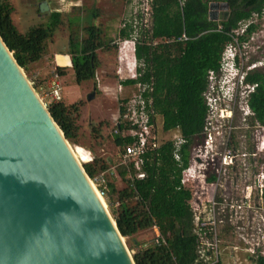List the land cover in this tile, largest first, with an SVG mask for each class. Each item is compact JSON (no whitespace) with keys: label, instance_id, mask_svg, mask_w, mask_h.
Returning a JSON list of instances; mask_svg holds the SVG:
<instances>
[{"label":"trees","instance_id":"16d2710c","mask_svg":"<svg viewBox=\"0 0 264 264\" xmlns=\"http://www.w3.org/2000/svg\"><path fill=\"white\" fill-rule=\"evenodd\" d=\"M225 1L229 4L227 18L212 20L208 16L207 0H152L150 39L135 45L137 70L141 75L122 81L123 84L151 82L149 94L153 108L162 116V130L177 129L185 139L179 150L181 162L173 157V141L161 139L158 147L147 155L143 166L145 177L138 179L127 164L120 163L124 141L119 134L113 135L120 152L119 163L113 166L115 177L124 186L116 188L110 181L114 176L107 175L104 185L98 188L117 229L134 250L135 264H194L195 238L187 204L190 188L180 183L181 169L188 164L194 141L204 133L208 72L219 69L221 55L228 44L234 39L244 41L256 30L257 24L251 22L240 34L234 32L252 14L260 15L264 8V0ZM13 11L11 0H0V36L19 66L27 70L44 54L46 41L61 23V13L52 10L46 23L31 25L23 33L13 23ZM72 24L70 21L67 51L75 81L81 83L95 76L96 51L105 48L107 43L97 25L89 23L81 28L79 23ZM182 34L187 38L179 39ZM128 36V28H120L118 37ZM168 38L172 40L165 41ZM152 39L157 41L152 43ZM55 70L59 75L64 74L61 66ZM245 80L253 86L246 97L251 122L264 125V68L250 71ZM47 109L65 138L71 144L76 143L78 104H66L59 99L48 102ZM92 131L98 135L97 129ZM82 166L90 179L111 167L109 160L97 157ZM153 225L158 227L166 244L138 245L133 236L152 229ZM255 264H264V259L259 256Z\"/></svg>","mask_w":264,"mask_h":264},{"label":"water","instance_id":"95a60500","mask_svg":"<svg viewBox=\"0 0 264 264\" xmlns=\"http://www.w3.org/2000/svg\"><path fill=\"white\" fill-rule=\"evenodd\" d=\"M228 14V2L209 3V19ZM0 264H135L102 195L1 36Z\"/></svg>","mask_w":264,"mask_h":264},{"label":"rangeland","instance_id":"374dc122","mask_svg":"<svg viewBox=\"0 0 264 264\" xmlns=\"http://www.w3.org/2000/svg\"><path fill=\"white\" fill-rule=\"evenodd\" d=\"M214 1L225 0H207L208 4ZM11 3L14 7L11 15L13 23L19 32L23 33L31 25L46 23L52 10H58L61 13V23L46 41L44 54L27 70H22L29 81L35 82L33 84L35 90L47 106L52 98L42 94L38 84L49 79L56 66L64 68V74L59 77L60 98L66 104H78L77 123L79 129L76 143L71 144L68 141L73 152L81 164L89 161V157L91 159L97 157L109 160L110 166L115 167L119 163L120 152L113 141V130L118 118V103L122 96L116 90L120 77L116 74L119 64L115 41L120 38L118 32L122 20L128 16V3L126 0H11ZM95 12L96 15H93ZM215 16L219 17L218 14ZM250 19L257 24L256 30L244 41L234 39L225 47V51L236 50L240 56V66L248 65L252 70H259L264 68V14L261 13L258 16L252 14ZM70 21L73 22L72 26L79 23L78 26L81 28L89 23L97 25L101 29L104 42L107 43L105 48L96 51L98 66L95 76L81 83L75 81L71 65L68 62L67 44ZM243 27L244 23L234 32L240 34ZM81 33L85 35L82 29ZM92 92L93 96L88 98ZM247 93L241 92L242 98L239 97L234 103L220 102V99L217 100L215 95L213 97L216 98V102H213V99H205L210 104L207 110V128L202 138L196 139L190 149L191 153H195L199 147L198 144L202 145L204 139L210 136L214 141L211 153L219 159H222L224 153L229 150L237 151L238 156L233 165L234 171L228 169V180L230 182L235 180L238 189L242 188L245 183H252L257 171H264V125L251 122L250 111L245 105ZM126 94L127 91L124 95ZM210 94L213 95L212 92H207L205 98ZM214 94L218 93L214 92ZM93 129L98 130L97 136H95L96 132L92 131ZM175 134H179L177 129L164 131L161 127L159 128L160 140L171 139ZM260 141L262 146L258 150L257 144ZM251 151L256 152L255 156H252ZM243 153H246V156H243ZM95 188L99 190L96 184ZM103 199L108 209L105 198L103 197ZM256 204L258 201L253 195L251 205ZM153 234L150 229L137 233L133 237L137 240L138 245L141 243L140 246H142L153 237ZM123 240L132 256L134 250L128 247L129 243L125 237ZM247 245L235 233H229L228 230L223 231L219 245L221 263L254 264L249 254L242 250Z\"/></svg>","mask_w":264,"mask_h":264},{"label":"built area","instance_id":"2783aa9c","mask_svg":"<svg viewBox=\"0 0 264 264\" xmlns=\"http://www.w3.org/2000/svg\"><path fill=\"white\" fill-rule=\"evenodd\" d=\"M128 4V16L122 20L120 28H128L129 36L118 38L115 41L119 64L116 74L120 77L117 90L122 96L118 103V125H115L113 132L119 134L124 141L120 163L127 164L134 171L135 177L142 179L145 177L143 166L145 160L148 159L147 155L154 151L160 142L159 128H162V116L152 106V98L149 94L151 82L122 83L127 79H137L141 75L137 70L135 45L149 41L152 21V0H129ZM258 15L255 13V16ZM251 22L255 21L249 19L246 23L244 22V27ZM181 38L186 39L187 37L182 34L179 39ZM170 40L172 38L165 39V41ZM151 41L155 43L157 40L152 39ZM234 52H236L234 49H229L228 52L224 50L221 62L225 54L232 55ZM214 74L213 70L208 72V85L204 92V97L207 92H212L213 95H207L205 99H213V102H216L217 98L220 102L234 103L239 97L242 98L243 93L240 94L241 92L247 93L253 88L249 85L242 91L238 92L234 89L230 93H228L230 89L226 88L225 93L229 94V100H224L222 99L224 93L220 96L214 94L217 91ZM30 83L35 88L33 85L35 82L31 80ZM38 86L42 94L52 98L50 101L61 99L59 73L55 69L51 77L39 83ZM126 91L127 94L124 95ZM214 95L216 98L213 97ZM206 104L210 105L207 101ZM245 105L249 109L246 100ZM206 126L207 120L204 133ZM171 140L174 144L173 157L181 162L179 150L185 139L179 133L175 134ZM213 143L214 141L208 136L202 145L198 144L199 147L195 153H191L190 150L188 164L181 169L180 174L181 185H188L190 188L187 204L192 215V233L195 238L194 264H218L221 261L219 246L221 233L227 230L229 233L240 236L248 244L245 250L255 264L259 256L264 259V171H257L252 183H245L242 188L238 189L235 180L233 182L228 180V169L234 171L233 165L238 156L237 151L229 150L224 153L222 159H219L211 153ZM257 145L260 150L262 142H258ZM251 154L255 156L256 152L251 151ZM242 155L246 156V153ZM88 160L91 158L89 157ZM107 175L115 176L113 167L99 173L91 179V182L97 187L104 185ZM97 191L102 195L101 189ZM253 195L258 201V204L254 206L251 205ZM152 231L153 237L147 244H166V240L156 225L152 226Z\"/></svg>","mask_w":264,"mask_h":264},{"label":"clouds","instance_id":"9594fccd","mask_svg":"<svg viewBox=\"0 0 264 264\" xmlns=\"http://www.w3.org/2000/svg\"><path fill=\"white\" fill-rule=\"evenodd\" d=\"M223 57V53L221 58ZM224 60L221 62L220 66L214 74V81L217 89V93L219 95L223 94L222 99L229 100V94L225 93V89H230L228 93L236 89L238 92L248 88L250 83H248L245 79L247 76V71L251 68L248 65H239V54L238 52H234L232 55L224 56ZM242 85V87H241ZM245 86V87H244ZM217 94V95H218Z\"/></svg>","mask_w":264,"mask_h":264},{"label":"crops","instance_id":"0c3cea01","mask_svg":"<svg viewBox=\"0 0 264 264\" xmlns=\"http://www.w3.org/2000/svg\"><path fill=\"white\" fill-rule=\"evenodd\" d=\"M126 2L127 3H129V0H126ZM128 6H129V4H128ZM128 9H129V7H128ZM120 30V29H119ZM68 62L70 63V65H71V62H70V56H69V54H68ZM53 71V70H52ZM250 71H252V69H250L249 71H247V74L250 72ZM52 74V73H51ZM59 77H61V75H59ZM117 90V89H116ZM118 92V91H117ZM121 93V92H120ZM119 93V94H120ZM118 119H119V115H118V118H117V120H116V123H115V125L117 124L118 125ZM111 167H113V166H111ZM110 167V168H111ZM114 168V167H113ZM110 181H112V184L116 187V188H121V187H123L124 186V184H123V182L120 180V178H118V177H111L110 178ZM148 242H146L145 244H147ZM244 252H246V253H248L246 250H245V247L242 249ZM221 260V259H220ZM220 263H221V261H220ZM222 264V263H221Z\"/></svg>","mask_w":264,"mask_h":264},{"label":"bare ground","instance_id":"6f19581e","mask_svg":"<svg viewBox=\"0 0 264 264\" xmlns=\"http://www.w3.org/2000/svg\"><path fill=\"white\" fill-rule=\"evenodd\" d=\"M72 151H73V149H72ZM74 153V152H73ZM75 154V153H74ZM75 156H76V154H75ZM77 157V156H76ZM78 159V158H77Z\"/></svg>","mask_w":264,"mask_h":264},{"label":"flooded vegetation","instance_id":"af4514ba","mask_svg":"<svg viewBox=\"0 0 264 264\" xmlns=\"http://www.w3.org/2000/svg\"><path fill=\"white\" fill-rule=\"evenodd\" d=\"M216 15V14H215ZM97 68V67H96ZM118 111V114H119V109L117 110Z\"/></svg>","mask_w":264,"mask_h":264}]
</instances>
